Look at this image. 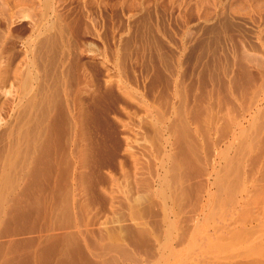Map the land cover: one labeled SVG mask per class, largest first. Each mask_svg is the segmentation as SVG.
<instances>
[{
	"label": "rangeland",
	"instance_id": "rangeland-1",
	"mask_svg": "<svg viewBox=\"0 0 264 264\" xmlns=\"http://www.w3.org/2000/svg\"><path fill=\"white\" fill-rule=\"evenodd\" d=\"M0 264H264V0H0Z\"/></svg>",
	"mask_w": 264,
	"mask_h": 264
},
{
	"label": "bare ground",
	"instance_id": "bare-ground-1",
	"mask_svg": "<svg viewBox=\"0 0 264 264\" xmlns=\"http://www.w3.org/2000/svg\"><path fill=\"white\" fill-rule=\"evenodd\" d=\"M48 2V1H47Z\"/></svg>",
	"mask_w": 264,
	"mask_h": 264
}]
</instances>
